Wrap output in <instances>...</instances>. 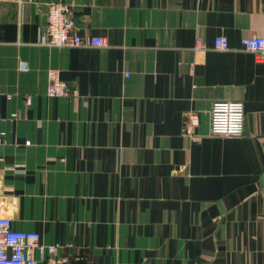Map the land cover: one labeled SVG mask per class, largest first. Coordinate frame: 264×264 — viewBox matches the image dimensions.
<instances>
[{
    "label": "crops",
    "instance_id": "1",
    "mask_svg": "<svg viewBox=\"0 0 264 264\" xmlns=\"http://www.w3.org/2000/svg\"><path fill=\"white\" fill-rule=\"evenodd\" d=\"M55 1L108 45H40ZM248 36H264V0H0L1 214L70 264H264V62ZM54 69L74 95H47ZM216 101L245 104L241 135L211 134Z\"/></svg>",
    "mask_w": 264,
    "mask_h": 264
},
{
    "label": "built area",
    "instance_id": "2",
    "mask_svg": "<svg viewBox=\"0 0 264 264\" xmlns=\"http://www.w3.org/2000/svg\"><path fill=\"white\" fill-rule=\"evenodd\" d=\"M198 49L205 48L202 37L197 38ZM40 45L52 48L64 47H103L108 39L100 36H82L77 32V24L71 16V7L64 1L48 4L47 24L41 29ZM242 49L254 55L256 61L264 62V36H248L241 39ZM224 36L215 39L218 50L230 49ZM67 81L61 78L60 70L49 72L47 95L49 97H70L76 93ZM10 97V96H9ZM30 104L31 97H27ZM13 117L17 116L13 113ZM246 108L242 101H216L210 109V132L215 136L230 137L241 135L245 130ZM183 134L186 137L199 138L200 115L188 111L184 115ZM5 131H0V144L4 142ZM30 142L28 141V144ZM63 245L41 242V234L36 230H22L14 227L13 220L0 211V264H70L67 255H59ZM69 247L70 245H64ZM37 250L41 259L37 258ZM110 264V263H100Z\"/></svg>",
    "mask_w": 264,
    "mask_h": 264
}]
</instances>
